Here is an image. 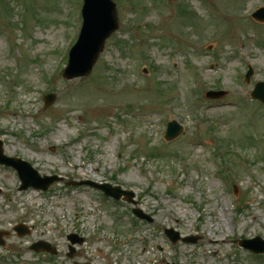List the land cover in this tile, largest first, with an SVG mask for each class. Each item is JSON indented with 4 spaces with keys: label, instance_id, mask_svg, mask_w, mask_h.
Segmentation results:
<instances>
[{
    "label": "rangeland",
    "instance_id": "obj_1",
    "mask_svg": "<svg viewBox=\"0 0 264 264\" xmlns=\"http://www.w3.org/2000/svg\"><path fill=\"white\" fill-rule=\"evenodd\" d=\"M112 1L119 30L88 75L65 80L82 0H0L4 154L40 176L134 193L132 204H113L63 182L19 191L0 165V230L9 232L0 264H71L70 233L85 240L77 262L264 264L238 246L264 240V107L244 101L264 81V25L249 18L264 0ZM221 90L223 99L205 100ZM46 94L54 101L44 107ZM171 120L184 130L167 142ZM19 223L29 236L11 232ZM165 229L197 241L171 245ZM37 241L64 261L42 263L28 250Z\"/></svg>",
    "mask_w": 264,
    "mask_h": 264
},
{
    "label": "water",
    "instance_id": "obj_2",
    "mask_svg": "<svg viewBox=\"0 0 264 264\" xmlns=\"http://www.w3.org/2000/svg\"><path fill=\"white\" fill-rule=\"evenodd\" d=\"M82 15L83 25L79 38L70 50L68 65L63 71V78L65 79L84 77L90 73L99 53L103 49L105 40L118 29L116 9L111 0H84ZM252 17L259 22H264V9L262 8L256 11ZM251 75L252 70L249 69L245 76V80L248 81ZM222 95L223 93L221 92H209L207 97L218 98ZM251 97L260 100L264 104V82L255 84ZM53 100V95L47 96L45 99V106L51 104ZM181 133L182 127L180 125H178L175 121L168 122L166 125L164 139L166 141H172ZM0 164L12 167L17 171L21 182L20 190H25L28 187L46 190L52 183L60 181V179L55 176L40 179L38 174L28 163L16 158L5 157L2 152L1 142ZM91 185L101 189L105 195L111 196L116 200H118L121 195H124L130 202L134 196L132 192L122 191L119 187L112 188L106 184ZM134 213L139 219L150 221V219L143 215L139 210H135ZM15 230L19 231L21 234L25 233L21 227L15 228ZM165 233L172 243H175L178 240V234L174 233L172 230H166ZM183 241L195 242L196 238H185ZM38 245L39 247L47 249V246L44 244ZM239 245L253 251L254 253H264V241L258 237L251 240H243L239 242ZM35 246H37V244Z\"/></svg>",
    "mask_w": 264,
    "mask_h": 264
}]
</instances>
